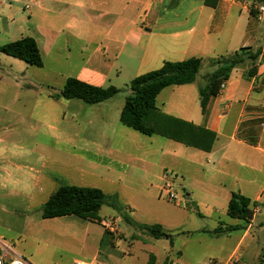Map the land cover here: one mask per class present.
Here are the masks:
<instances>
[{"label": "rangeland", "instance_id": "rangeland-1", "mask_svg": "<svg viewBox=\"0 0 264 264\" xmlns=\"http://www.w3.org/2000/svg\"><path fill=\"white\" fill-rule=\"evenodd\" d=\"M0 4L11 28L9 34H0V42L20 33L25 35L38 5L31 3L26 10L22 0H0ZM55 7L56 11L65 8ZM133 7L128 0H121L108 6L105 3L88 6L81 11L86 16L107 18V12L137 15ZM231 14H235L234 10ZM241 14L243 17L239 19L244 21L246 13ZM75 22L74 25L81 24ZM260 24L263 34L264 24ZM61 25L64 22L58 27ZM81 29L76 26L73 31ZM64 39L61 35V50L52 57L44 56L41 67L0 53V239L10 242L29 262L32 259V264H71L74 258H87L99 247L100 257L108 258V264H230V260H235L232 264H264V227L254 226L251 235L239 246H236L239 231L219 236L209 232L218 220L235 219L226 215L220 198L213 200L198 186L194 187L196 178L211 180L206 166L194 167L184 159L161 152L167 142L177 144L174 141L159 134L144 135L120 123L119 113L136 70L124 66L118 77L111 75L107 85L113 84L120 91L100 103L47 97L48 93L58 92L63 78L72 75L79 66L81 42L70 37L66 41L70 49L67 51ZM89 44L91 48L92 43ZM261 44L258 39L250 50L261 48ZM243 48L240 49L246 50ZM63 54L68 58H63ZM220 57L202 61L196 77L198 83H204L205 75L214 67L212 63ZM251 65L250 60H244L237 70ZM29 84L33 87H28ZM163 94L157 99L158 105L165 98ZM109 148L126 155L120 159L124 164L118 173L107 172L98 164L100 159H119L109 154ZM169 162L186 170L185 177L194 197L199 199L198 209L191 200L183 207L159 195L154 185L161 181L153 178V166L158 163L163 166L159 170L161 175L164 169L171 171ZM232 173H236L235 168ZM248 174L261 176V172L252 168ZM225 178L226 183H233L232 178ZM175 183L176 192L187 198L185 183L178 177ZM62 184L101 188L116 196L118 208L105 203L94 217L69 215L43 219L40 215L43 203ZM246 186L253 195L256 188L251 182ZM263 214H256L255 223ZM154 223L162 224L171 235L172 244L169 238H154L139 227Z\"/></svg>", "mask_w": 264, "mask_h": 264}, {"label": "crops", "instance_id": "crops-1", "mask_svg": "<svg viewBox=\"0 0 264 264\" xmlns=\"http://www.w3.org/2000/svg\"><path fill=\"white\" fill-rule=\"evenodd\" d=\"M120 2L121 0H30L26 10L31 8V3H36L39 10L34 12L32 24L26 26L25 35L20 33V36L0 44L22 36H31L39 47L43 61L44 56L52 57L61 50V35L65 36L64 42H68L70 37L77 38L83 47L79 66L68 76L103 87L108 86L111 75L118 77L124 66L136 70L135 77L159 68L166 60L177 61L193 56L201 57L202 61L212 60L220 55L231 54L241 47H252L258 39L262 43L261 50L264 48L261 24L249 21V12L241 4L227 0H128L134 5L137 15L107 12V18L86 16L81 11L88 6H103L104 3L108 6ZM55 6L65 8L56 11ZM2 9L0 4V34L7 35L11 28ZM232 10L235 14H231ZM242 12L246 13L244 21L239 19L243 17ZM250 17L252 18L251 15ZM73 21L83 25H74ZM60 22H64V25L58 27ZM76 26L82 29L74 32L73 28ZM89 43H92L91 48H88ZM64 47H67V51L70 50L68 43ZM237 66L225 80L223 91L209 98L205 113L200 109L199 87L206 82L208 73L201 84L196 79L192 83L165 87L156 96V106L167 115L205 127L215 133L209 150L188 146L167 137L177 144L167 142L165 147H161V152L184 159L194 167H207L206 170L211 172V180L196 178L194 187L198 186L213 200L220 198L225 213L233 191L258 203L249 222L233 218V221L218 220L214 226L220 222L239 226L240 229L236 230L240 232L236 244L239 246L241 241L251 235L254 226L264 227V69L258 64L255 74L248 76L247 69L238 71ZM214 68L211 66V71ZM68 76L63 78L62 84ZM28 87L33 86L29 84ZM161 93H164L165 98L158 105L157 99ZM51 94L47 95L49 99L54 98ZM108 152L119 159H100L98 164L107 172L118 173L124 164L120 159H125L126 155L114 148H109ZM168 164L180 182L185 183V186H182L188 201L191 200L198 209L199 199L194 197L191 185L185 177L186 170L174 162ZM162 167L159 163L153 166V178L160 180L159 170ZM233 168L236 173L231 174ZM249 168L261 172V176L251 177L248 174ZM227 176L232 178L233 183H226ZM248 182L256 188L253 195L248 193ZM159 185L154 186L158 189ZM214 209L216 210L213 207L212 210ZM257 213L263 215L255 223ZM99 224L102 226L101 222ZM101 242L102 237L99 246ZM240 255L243 256L242 252ZM77 260L86 264H108V258L100 257V247L92 251L91 256L87 258H74L71 264Z\"/></svg>", "mask_w": 264, "mask_h": 264}, {"label": "trees", "instance_id": "trees-1", "mask_svg": "<svg viewBox=\"0 0 264 264\" xmlns=\"http://www.w3.org/2000/svg\"><path fill=\"white\" fill-rule=\"evenodd\" d=\"M250 48H243L246 50L239 48L231 54L220 55V59L212 63L215 68L207 74L206 82L199 87V102L202 113H205L209 98L218 94L220 84L228 79L234 67L244 60H250L252 65L247 69L246 75L255 74L261 48L255 50H250ZM0 53L19 59L28 65L37 67L43 65L39 47L31 36H22L16 40L0 44ZM255 61L256 63H254ZM201 64L202 58L195 56L177 61L166 60L159 68L133 77L128 84L129 91L120 111L119 121L121 124L144 135L159 134L188 146L209 150L215 138L213 131L167 115L158 110L156 106V96L165 87L194 82ZM119 91L120 89L114 85L103 87L68 76L62 88L50 96L80 99L88 104H96L110 99ZM105 203L118 208L116 196L105 194L98 187L62 184L45 200L40 215L43 219L69 215L85 219L89 216L94 217V213ZM257 205L256 201L233 191L227 203L226 213L231 218L249 222ZM139 227L147 230L154 238H169V242L172 244L171 235L162 228L160 223L140 224ZM238 229L240 227L237 225L220 222L209 232L219 236Z\"/></svg>", "mask_w": 264, "mask_h": 264}, {"label": "built area", "instance_id": "built-area-1", "mask_svg": "<svg viewBox=\"0 0 264 264\" xmlns=\"http://www.w3.org/2000/svg\"><path fill=\"white\" fill-rule=\"evenodd\" d=\"M24 8H29L30 0H22ZM230 3H239L246 8L249 14L257 23L264 24V1L253 0L248 3L245 0H227ZM257 63L264 69V48L258 57ZM225 87V81L220 84L218 93L220 94ZM177 175L172 171L163 170L160 175L161 184L159 185V195L163 194L168 200L174 201L178 206L185 207L188 199L184 195H180L176 192L175 182ZM104 224H107L104 222ZM232 259V258H230ZM232 264L235 260H230ZM0 264H31L22 254L17 252L10 242L0 239ZM53 264H63L61 262H55ZM74 264H86L82 260H77ZM208 264H215L209 262Z\"/></svg>", "mask_w": 264, "mask_h": 264}]
</instances>
